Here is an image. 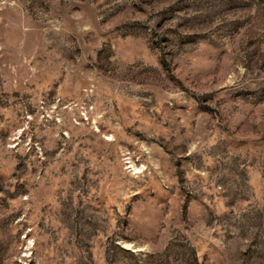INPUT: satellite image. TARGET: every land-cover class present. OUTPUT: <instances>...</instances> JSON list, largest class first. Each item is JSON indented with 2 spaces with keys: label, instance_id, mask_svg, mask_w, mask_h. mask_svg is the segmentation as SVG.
I'll return each mask as SVG.
<instances>
[{
  "label": "rangeland",
  "instance_id": "rangeland-1",
  "mask_svg": "<svg viewBox=\"0 0 264 264\" xmlns=\"http://www.w3.org/2000/svg\"><path fill=\"white\" fill-rule=\"evenodd\" d=\"M0 264H264V0H0Z\"/></svg>",
  "mask_w": 264,
  "mask_h": 264
}]
</instances>
